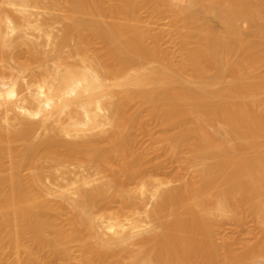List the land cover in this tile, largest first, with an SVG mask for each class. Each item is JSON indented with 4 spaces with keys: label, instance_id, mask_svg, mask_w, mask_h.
Listing matches in <instances>:
<instances>
[{
    "label": "bare ground",
    "instance_id": "bare-ground-1",
    "mask_svg": "<svg viewBox=\"0 0 264 264\" xmlns=\"http://www.w3.org/2000/svg\"><path fill=\"white\" fill-rule=\"evenodd\" d=\"M32 7L62 10L65 27ZM161 17L168 33L150 25ZM0 63V264L69 261L74 245L79 264H264V0H0ZM173 162L179 184L154 178ZM70 165L99 177L45 184ZM249 216L254 240L220 238Z\"/></svg>",
    "mask_w": 264,
    "mask_h": 264
},
{
    "label": "rangeland",
    "instance_id": "rangeland-1",
    "mask_svg": "<svg viewBox=\"0 0 264 264\" xmlns=\"http://www.w3.org/2000/svg\"><path fill=\"white\" fill-rule=\"evenodd\" d=\"M197 6H199V5H197ZM197 6H195L194 8L195 9L196 8L199 9V7H197ZM31 10L38 14V18L40 19V21L41 20H45V19H50V21L53 22L52 29H53V31L55 33H59L61 31V29H63L65 27L66 23H67V21L65 19H64L65 21L62 20L61 16L63 14V11L60 10V9H48V8H45V7H32ZM54 11H56L57 14L53 13ZM53 15L57 19H54ZM142 16H143V18L147 19V21H149V19H148L149 17L147 15H144V12L142 13ZM209 16H207L206 19L208 18L207 20L210 21L214 25V27H216V29L218 28L217 30H219V31L222 30L223 31L224 28H223V25H221L222 23L219 21V19H217V18L216 19L215 18L211 19L210 18L211 16L210 17ZM51 18H53L54 20H52ZM203 18H205V16ZM215 20H218V21H215ZM204 21H206V20H204ZM150 25H151V27H153V29H155V31H159V32L163 31L165 33H168L169 31H171V30H169L170 29V21H169L168 18L161 17L158 20L155 19V22L154 23H150ZM244 26L246 27V25H244ZM166 29H168L169 31L166 30ZM28 31L31 32L32 30H28ZM168 36H171V35L168 34ZM168 36L167 37L165 36V37L168 38ZM165 37H164V40L165 41L166 40L169 41L170 37H169V39H166ZM31 38L33 39V42L42 43V45H40V47L42 49H45V50H49L50 49V46L43 45V43H44V37L43 36L42 37L34 36V37H31ZM170 41L168 43L166 42L167 45H165V46H168L169 48L168 47L167 48L174 52V56H175L174 58H179L180 54L177 51V47L178 46L175 44L176 42L174 43L173 41L172 42H170ZM73 43H74V41H72V43L69 46L64 48V51L66 53L70 51L71 45ZM17 49L19 50L18 51L19 53L21 51V56L23 57V59L27 60L28 55H29V53H28V50H29L28 45L22 44ZM175 51H176L177 55H175L176 54ZM178 54H179V56H178ZM75 58H78V57H76V56L69 57L68 60L72 62V61H75ZM48 63L51 65L52 61H49ZM0 65H1V63H0ZM5 72L8 73L6 75V77H5V78H7V80L9 79L8 77H10L12 79L16 74H18L17 73L18 72L17 69H14L12 67H11V69L10 68H6ZM41 72H42V68L41 67H35L34 70H33V74L35 73L34 75H37V76L39 74H41ZM9 73H11L12 75L11 74L9 75ZM27 73L28 74L26 75V79L25 80H28V79L31 78L29 76L30 75L29 70L27 71ZM25 74H26V72H25ZM117 89L118 88H116V90ZM141 108H143L142 104L140 102H138V101H135L134 103H132V105L130 107V111H134V110L141 109ZM5 125H7V123H5ZM149 128H150L151 133L153 134L154 137H157V136L160 135L161 128L159 127V125L155 121H150ZM41 131L42 130L39 131L40 134H41ZM39 133H37V134L39 135ZM134 133L136 134L138 145L141 148H147V147L151 146V144L153 142V138L150 135L142 133V131L140 129L134 130ZM42 134H43V131H42ZM38 135H37V137L41 136V135H39V136ZM157 153L158 152H155L154 154L151 153V155H153V156L150 159H149V157H151V156L149 154L148 159H149V161L152 160L151 163L152 162L154 163L156 161H162L164 159L163 155L160 156V154L158 153L159 154L158 155ZM85 169L86 168H80V167H77V166L75 167V166L70 165V170H67V172H66V170L65 171H63V170L56 171L54 176H50V177L46 176L44 181H45L46 185H49L51 188L58 189L60 191L61 189L58 187V183L59 182L66 183V180L63 179L62 176H64L65 178L74 177V173L75 172H77V171L81 172L82 171L83 174L85 173L84 175L90 176L91 178L99 177V175L92 174L93 173L92 171H91V173H89L90 170H92V169H88V168H87V170H85ZM164 169L165 170L162 171L164 173V175L161 174V172H160V175L157 174V176H154V178H156V179H167V180L170 181L169 185H171V186L179 184V181L175 177L176 172L179 169L178 168V164L175 163V162L168 163L167 166ZM83 170H84V172H83ZM181 171H182V174L184 176V180H189V179L193 178V176H194V169H187L186 167H183V169ZM46 174H48V173L46 172ZM107 178H108L107 176H103L100 179L96 180L95 183H98V182L103 181V180L105 181V180H107ZM129 187L134 189V190H136V193L140 195V189H141V185L140 184H137V183L134 182ZM58 193L59 192H57L55 194H52V195H49V198H51L54 201H57V202L63 204L64 206H66V213H67L66 215H69L70 213L73 212V208L71 207V205L69 204L68 201H66L62 197L58 196L57 195ZM141 197L145 198L146 202L149 201V203L147 202L148 204L145 202V204H146L145 206L147 208L149 206L150 207L152 206L151 202L153 201L152 200L153 198H148V197H150V192L149 191L144 196L141 195ZM112 205H113L114 209H116L118 207V205H119V202L116 201ZM101 214H103V212L97 213V215H101ZM141 216H142V214H141ZM142 217H144V216H142ZM258 229H259V225H258V223L255 221V219L252 216L247 217L242 225H238L235 222V220L229 219V220H226V221H222V225H220V227H219V236H220V238L229 237V238H239V239H241L243 241H252V240H254L255 234L258 232ZM236 246L238 248L240 247V245H236ZM43 252L40 253L42 255V258H44L42 260H43V262H45L47 264H79L80 263L77 260L78 250H77L75 245L72 248V254H73V257H76V258L71 259L69 261H66L65 259H58V258H56L54 256L52 257V255H50L49 254L50 252H48V251H45L44 253ZM6 255L10 256V253H6Z\"/></svg>",
    "mask_w": 264,
    "mask_h": 264
}]
</instances>
